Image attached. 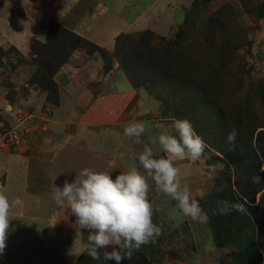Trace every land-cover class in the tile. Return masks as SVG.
Segmentation results:
<instances>
[{
	"label": "rangeland",
	"instance_id": "1",
	"mask_svg": "<svg viewBox=\"0 0 264 264\" xmlns=\"http://www.w3.org/2000/svg\"><path fill=\"white\" fill-rule=\"evenodd\" d=\"M28 4L34 9L33 3ZM186 4H183L185 11L182 20L168 34H159L151 29L145 31L172 41L182 26H185L186 20H189V30L175 49L173 64L176 71L182 74L188 68L192 69L194 75L210 84L212 95L224 105L227 113L239 115L238 119L252 127L253 148L261 158L260 168L264 171V158L257 147L258 136L261 135L263 139L260 146L264 152V0H208L197 8L194 7V0L191 6L186 7ZM0 7L6 21L7 15L22 17L25 14V10L18 5L9 4L8 12ZM3 21L0 20V149L5 146L20 148L29 145L33 139L35 144L50 134V137L60 138L55 136L58 132L52 131L49 125L66 121L69 116L60 110L65 105L71 106L72 102L58 83L59 72L68 63L84 65L89 61L88 58L94 56L103 61V70L106 71V62L95 49L88 51L80 47L73 50L67 63L54 75L58 92L49 101L48 92L33 83L34 75L39 71L37 62L40 58L32 51V45L34 42L44 44L47 41L32 37L22 48L10 41L11 35L7 32L9 26ZM52 23L62 26L56 21H50L47 26V40L48 29ZM145 31L122 34H143ZM77 53L82 57L75 58ZM110 55L113 57V53ZM111 59L114 67L118 60ZM132 84L145 89L151 95V100L148 101L156 113L148 117L149 121L166 126L168 132L175 134L173 125L177 118L162 100V97H167V90L160 86L139 87L138 83ZM192 125L200 135L198 124L193 122ZM206 136H209L208 133ZM129 139L135 142L134 137ZM145 139L144 132L136 150L138 153L143 151ZM205 144L206 148L200 159H184L179 166L182 174L181 185L190 188L192 198L198 200L207 213V221L197 222L184 216L176 201L158 192L154 181L149 178L148 198L153 205L152 219L160 228L161 234L154 242L133 251L131 259H125L122 264H244L245 260L241 256H234L235 252L240 251L237 243L218 246L211 219L217 214V201L222 200L225 195V178H230L234 183L240 174L233 170L222 153L216 151L210 143ZM88 166L94 168L96 164L89 162ZM120 173L123 171L120 170L118 174ZM55 180L56 185L63 186L61 179ZM233 187L237 191L235 184ZM260 196L258 194L255 205L259 203ZM75 221L76 217L68 213L65 222L60 224V230L67 235H74L80 231ZM69 245L66 242L40 245L44 258L39 260V264H68L65 253ZM34 247L30 249L34 250L33 260L37 264ZM103 251L101 250L99 260H93L86 247L76 264H115V261L104 259ZM23 261L30 263L27 259ZM261 264H264V255Z\"/></svg>",
	"mask_w": 264,
	"mask_h": 264
},
{
	"label": "crops",
	"instance_id": "2",
	"mask_svg": "<svg viewBox=\"0 0 264 264\" xmlns=\"http://www.w3.org/2000/svg\"><path fill=\"white\" fill-rule=\"evenodd\" d=\"M185 2L186 7L192 4V0H0L7 12L9 4L25 10L22 17L7 15V21L0 12V20L9 26L10 41L22 48L32 37L44 40L53 20L112 54L122 33L151 29L168 34L182 20ZM28 3H33L34 9ZM76 57L82 56L77 53ZM88 60L84 65L68 63L58 74V83L72 102L60 110L68 119L49 125L60 138L50 134L35 144L33 139L20 148L0 149V192L9 200L20 197L24 201L22 207L11 209L7 247L0 264H27L25 259L34 264V250L30 249L34 246L39 264L44 258L40 245L54 242L69 243L65 260L76 264L87 247L86 233L70 236L60 230L71 211L67 204L60 207L53 199V185L58 186L55 178L72 181L83 168L110 173L113 179L120 170L124 173L133 167L144 174L136 151L140 144L124 134L128 123L143 122L145 146L152 148L155 158L166 156L158 136L169 129L149 121L156 113L148 101L151 95L135 87L117 61L105 71L98 57ZM89 162L96 166H88ZM174 164L180 169L181 160Z\"/></svg>",
	"mask_w": 264,
	"mask_h": 264
},
{
	"label": "trees",
	"instance_id": "3",
	"mask_svg": "<svg viewBox=\"0 0 264 264\" xmlns=\"http://www.w3.org/2000/svg\"><path fill=\"white\" fill-rule=\"evenodd\" d=\"M207 1L194 0V7H200ZM187 25H190L188 19L172 41L159 38L150 31L121 34L116 39L112 57L94 42L52 23L47 42H34L32 45V51L40 58L37 62L39 71L34 75L33 83L47 91L48 100L52 101L53 95L58 92L54 75L67 63L73 50L83 47L88 51L95 49L102 56L106 71L113 68L111 58H115L132 83H138L139 87L160 86L166 89L167 97H162L164 105L172 109L177 119L198 124L204 141L222 153L233 170L240 174L234 183L225 178V195L222 198L237 207L226 215L217 211L211 218L216 243L219 247L237 243L240 251L234 256H241L244 264H261L264 255V171L260 168L261 158L253 148L254 131L238 119L239 115L225 111L224 105L212 95L210 84L205 79L194 75L188 66L182 74L176 71L173 64L175 49L189 30ZM232 131L236 132V139L235 143L229 144L227 136ZM261 139L259 135L257 147L264 158ZM258 194L261 196L255 205Z\"/></svg>",
	"mask_w": 264,
	"mask_h": 264
},
{
	"label": "clouds",
	"instance_id": "4",
	"mask_svg": "<svg viewBox=\"0 0 264 264\" xmlns=\"http://www.w3.org/2000/svg\"><path fill=\"white\" fill-rule=\"evenodd\" d=\"M173 128L175 134L162 132L158 136L165 157L155 158L148 146L138 154L139 165L147 175L133 167L113 179L110 173L83 168L71 182L65 180L62 187L53 185L55 203L60 207L67 204L76 217L75 223L81 234L86 233L88 255L93 260H99L101 250H104L106 261L122 264L125 259H131L133 251L159 237L161 230L153 223V205L148 198L149 178L158 192L177 202L184 216L197 222L207 221V213L199 201L192 198L190 188L181 185L180 169L174 164L175 160L200 159L206 148L205 141L187 119L175 120ZM145 130L143 122L134 121L127 124L124 134L134 137L139 144ZM235 139L236 132H229L228 143H235ZM23 204L20 197L9 200L0 192V255L7 247L11 209ZM236 207L227 200L217 201L220 214L226 215Z\"/></svg>",
	"mask_w": 264,
	"mask_h": 264
}]
</instances>
